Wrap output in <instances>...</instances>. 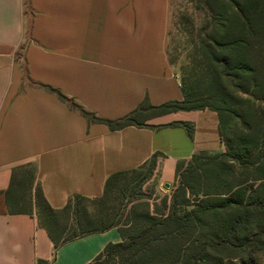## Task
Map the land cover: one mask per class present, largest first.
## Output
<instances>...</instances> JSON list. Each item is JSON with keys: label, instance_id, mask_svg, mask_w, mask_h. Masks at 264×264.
Wrapping results in <instances>:
<instances>
[{"label": "crops", "instance_id": "obj_1", "mask_svg": "<svg viewBox=\"0 0 264 264\" xmlns=\"http://www.w3.org/2000/svg\"><path fill=\"white\" fill-rule=\"evenodd\" d=\"M170 0H0V264H86L116 227L54 248L35 216L8 213L4 191L14 167L33 163L54 208L73 194L100 196L108 175L137 168L154 152L157 186L171 184L178 160L224 150L215 110L140 116L110 129L69 107L120 118L143 99L182 98L167 56ZM186 121L188 135L181 126Z\"/></svg>", "mask_w": 264, "mask_h": 264}, {"label": "trees", "instance_id": "obj_2", "mask_svg": "<svg viewBox=\"0 0 264 264\" xmlns=\"http://www.w3.org/2000/svg\"><path fill=\"white\" fill-rule=\"evenodd\" d=\"M188 1L203 20L192 39L191 67L179 78L181 99L158 105L143 99L126 115L111 120L41 85L87 119L103 122L110 129L140 124V116L177 110L208 108L218 115L225 149L199 151L178 160L170 193L152 201L139 187L155 169L159 152L137 168L108 175L100 196L73 194L59 208L45 199L33 163L12 169L4 191L7 212L34 215L54 248L117 228L120 240L105 244L86 264H255L256 252L264 250V109L244 114L233 143L228 102L233 89L257 91L255 97L264 101V0ZM180 19L191 24L189 15ZM167 126H181L191 135L186 121ZM146 165L147 176H137L138 169Z\"/></svg>", "mask_w": 264, "mask_h": 264}, {"label": "rangeland", "instance_id": "obj_3", "mask_svg": "<svg viewBox=\"0 0 264 264\" xmlns=\"http://www.w3.org/2000/svg\"><path fill=\"white\" fill-rule=\"evenodd\" d=\"M192 6L193 3L189 2L188 0H170L167 56L172 69L179 78L182 76L183 71H188L191 67V65H189V59L195 51L192 39L200 31L198 28L202 25L203 20V15L199 11H195ZM181 15H189V18H191V24H183L180 19ZM230 90L232 89L230 88ZM255 93H257V91L242 93L238 90H232V96L229 98L228 102L229 108L232 111L229 136L231 137L233 143L235 141L237 132L243 125L242 119L244 114L256 109H264V101L258 100L255 97ZM228 153V158L232 159L231 153ZM147 174V165L138 169L137 176L145 177ZM172 184L173 182L169 184L165 190L158 187L154 169L146 178V180L141 183L139 191L143 193L145 198H147L149 201H152L153 198L155 199L158 196L160 197L163 194L170 193ZM137 191L138 188H135V194ZM255 264H264V250H258L256 252Z\"/></svg>", "mask_w": 264, "mask_h": 264}, {"label": "water", "instance_id": "obj_4", "mask_svg": "<svg viewBox=\"0 0 264 264\" xmlns=\"http://www.w3.org/2000/svg\"><path fill=\"white\" fill-rule=\"evenodd\" d=\"M169 186V183L165 182L162 185H160V188L165 190Z\"/></svg>", "mask_w": 264, "mask_h": 264}]
</instances>
